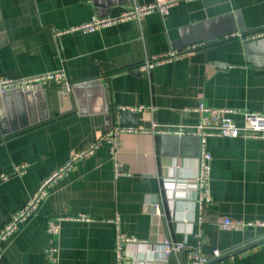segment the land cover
<instances>
[{"label":"crops","instance_id":"crops-1","mask_svg":"<svg viewBox=\"0 0 264 264\" xmlns=\"http://www.w3.org/2000/svg\"><path fill=\"white\" fill-rule=\"evenodd\" d=\"M153 2L0 0V78L62 70L73 83L69 92L53 81L43 84L23 110L12 98L6 108L0 94V176H8L0 180V229L74 154L119 126L118 109L145 108L131 111L138 116L132 129L144 132L122 134L114 155L101 144L52 182L37 212L1 243L0 264H43L48 218L81 215L91 221L60 224L57 264H118L115 219L121 233L145 242L124 246L120 264L185 261L184 253L163 259L158 246L163 239L194 243V195L182 184L196 174L197 140L150 130L154 124L191 127L199 104L234 110L239 125L244 113L264 114V37L223 40L264 28V0L178 1L165 18L152 12L140 21L71 31L93 17L117 19ZM192 46L182 58L134 70L146 59ZM91 80L100 90L84 85L74 91ZM207 150L211 203L200 250L208 264H264L261 229L220 228L226 218L264 221V138H210ZM114 163L121 166L117 176ZM20 164L27 165L25 173L13 174ZM213 250L221 256L214 259Z\"/></svg>","mask_w":264,"mask_h":264},{"label":"built area","instance_id":"built-area-1","mask_svg":"<svg viewBox=\"0 0 264 264\" xmlns=\"http://www.w3.org/2000/svg\"><path fill=\"white\" fill-rule=\"evenodd\" d=\"M178 1L187 0H154L152 4L146 6H136L131 10L125 12L122 16L117 19H99L93 17L87 23L72 28L71 31H83L93 32L109 26L115 22L135 19L140 21L145 15L157 12L161 18H165L168 15L169 8ZM264 37V28L257 30L256 32L248 35L232 34L224 36L223 40L238 39L243 42L248 40H254ZM197 46L188 47L183 50H171L163 53L159 56H155L144 60L140 65L134 68L137 72H148L149 70L159 65L171 62L173 60L182 58L189 54ZM53 81L56 83L62 91L69 92L73 83L68 81L65 73L61 71L51 72L39 76H33L22 79H7L0 78V94H7L15 90L21 92L35 91L37 87L43 84ZM83 83V82H82ZM144 107L132 109L123 107L118 111H144ZM195 111L198 114V120L196 124L189 128L183 127H158L156 124L152 125L150 132L152 134L167 135L172 134L176 136H193L197 140V158H196V174L192 180V183H183L182 187L186 193L194 195V206H195V219L193 221V232L194 243H187L183 241H174L171 239H163L159 247V252L163 259L169 256L178 257L180 253L185 254V261H178L177 264H208L209 258L203 254L200 250V243L202 240V225H203V214L208 209L211 203L210 196V161L211 156L207 150V140L210 138H241V139H257L264 138V114L261 113H244L243 123L241 125L234 122L232 116L235 114L234 110L225 108H209L203 104H199ZM144 132L139 129L123 128L119 126H113L109 132L104 134L98 141H96L90 149L85 152L74 154L69 161L57 172L54 173L50 178L43 182L31 198L26 202L25 206L20 210L16 211L12 216L11 220L0 229V259L2 256L1 243L10 238L17 230L18 225L24 222L27 218L34 215L42 200L45 198L47 189L52 182L59 177L62 173L71 169L74 163L89 154H91L98 146L103 143L110 145V151L114 155L119 149V140L122 134ZM26 164L14 165L13 174L23 175L26 171ZM120 164L114 163V175L117 176L120 173ZM8 176L1 175L0 180H7ZM158 212V207L155 206ZM64 220H71L75 222H90L91 220L85 216H77L75 218H63L59 216L49 217L47 220V235L49 238L48 245L43 250V264H57V247L54 245V240L57 237L60 224ZM115 244L114 251L118 264L122 255L124 246L129 244L145 243L141 242L133 237L126 236L121 233L117 227V220L115 219ZM222 230L227 231H243L247 228H258L263 231L264 234V221L254 220L246 222L239 219L226 218L220 224ZM211 256L217 259L221 256L218 250H213ZM217 264H222L217 263Z\"/></svg>","mask_w":264,"mask_h":264},{"label":"water","instance_id":"water-1","mask_svg":"<svg viewBox=\"0 0 264 264\" xmlns=\"http://www.w3.org/2000/svg\"><path fill=\"white\" fill-rule=\"evenodd\" d=\"M247 44V43H246ZM249 44H253V41L249 42ZM87 88V89H91V88H94V89H99L97 86H98V83H97V80H91V81H86L84 82V84H77L73 89L75 91L76 88H79L81 86H84ZM39 88L40 87H37L35 89V91H31V92H21L19 90H15V91H12L10 93H7V94H2V98L4 100V105L5 107H9L10 106V102H11V98L12 100L14 99L15 102H17L22 110H23V106H27L29 103L32 102V100H34V98H36L37 94H39ZM100 90V89H99ZM102 112H105L107 113V110L103 108ZM118 125L120 127H130V128H136L137 127V114L136 113H131V112H127V111H120L118 113ZM109 117L112 116V114H108ZM29 123H24L22 125V127H26Z\"/></svg>","mask_w":264,"mask_h":264}]
</instances>
